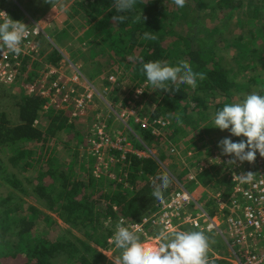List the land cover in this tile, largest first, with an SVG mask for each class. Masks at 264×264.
<instances>
[{"label": "trees", "instance_id": "16d2710c", "mask_svg": "<svg viewBox=\"0 0 264 264\" xmlns=\"http://www.w3.org/2000/svg\"><path fill=\"white\" fill-rule=\"evenodd\" d=\"M248 1L185 0V6L177 8L174 0H137L131 12L123 13L128 18L122 23L113 19L120 15L113 7L114 0L72 2L58 23L68 28L76 21L83 62L102 80L116 79L119 86L122 83L128 90L122 105L114 110L136 112L128 120L144 144L158 150V156L149 155L148 149H152H145L134 136L129 139L125 132L114 134L112 119L122 123L112 113L107 115L100 109L88 113V103L83 108L84 115L76 118L71 116L75 111L71 104L66 110L50 106V101L42 98L40 90L34 87V75L46 65H58L60 55L49 52L46 65L39 64L36 68L33 62L24 86H32L34 92H22L5 100L8 96L0 91V153H9L6 162L21 170L22 177L29 169L39 168L36 184L31 182L29 191L15 174L4 171V163L0 161V187L13 189L0 195V264H112L105 252L114 245L110 241L116 223L123 218L128 224H139L158 211L160 203L152 198V181L159 175L170 177L164 200L176 194L179 185L188 190L193 184L215 192V196L226 197L230 185L224 176L217 175L214 157L224 159V155H220L211 134V120L218 109L230 104L235 91H240L228 63L234 60L241 69H254L256 55L264 51V0H251L255 2L253 10L247 7ZM21 5L33 15H41L46 8L45 0H23ZM140 12L144 23L135 21ZM145 32H151L155 39L146 40ZM259 40L262 45L257 44ZM35 43L44 45L40 37ZM29 61L25 58L22 62V71L29 68ZM148 61L170 66L186 63L194 72L204 73L205 78L197 80L195 89L184 85L178 92L171 88L169 92L154 91L141 71L142 64ZM86 72L88 76L89 70ZM140 86L144 90L138 96L136 90ZM73 88L83 92L75 85ZM66 101L70 102L68 98ZM117 101L111 99L113 105ZM91 114H96V119H90ZM177 116L181 124L175 122ZM136 117L149 123L156 120L171 123L168 127L171 132L165 140L161 136L154 138L150 130L141 129ZM68 123L75 133L71 131L73 142L64 149H72L71 144L78 149L71 154L73 163L57 159L56 147L59 141H64V133H69ZM97 126L111 140L124 139L122 149L104 147L99 154L84 150L94 139L93 129ZM79 149L83 152L79 153ZM135 151L146 155L138 156ZM80 156L83 165L78 167ZM167 157L173 158L165 171L161 164L168 161ZM100 170L108 175L104 177L98 173ZM189 174L196 176L193 181L188 180ZM22 195L33 198L40 208L27 205ZM206 204L213 207L208 208L211 214L208 209L207 212L214 215V210L217 212L214 200ZM153 233L156 238L158 231ZM206 236L216 241L212 234ZM218 253L214 257L208 252L209 264H230L223 253Z\"/></svg>", "mask_w": 264, "mask_h": 264}, {"label": "rangeland", "instance_id": "374dc122", "mask_svg": "<svg viewBox=\"0 0 264 264\" xmlns=\"http://www.w3.org/2000/svg\"><path fill=\"white\" fill-rule=\"evenodd\" d=\"M40 1H42V0H40ZM73 1L74 0H55V2L53 4L46 3V8H45L44 13H42L41 15H33V14L28 13V11H25V9L22 7L21 3L23 2V0H21L19 2H18V0H0V11L5 12L13 20H16V21L18 20V21L23 22L28 27H32V25H36L39 28H41L43 30V33H44V36L40 37L43 40L44 45L38 46L39 47L38 54L34 58L28 59V60H30L28 62L29 68H27L26 71H22L21 68L17 69V71H13V73L14 72L15 73L12 74L10 77H6L3 80H1L0 81V87H1L0 91L4 95L8 96V98L4 97L5 100L10 99L11 97L18 96L22 92L31 94V90L29 89V87L24 86V81L26 80L28 73H29V70L31 69V64L34 62L35 68L39 64L40 65H46L45 62L47 60V55L49 54V52L55 51L60 55L59 64L56 66L46 65L44 67V69L42 68L41 70H36V74L34 75V77L36 78V82H35L34 87H37L38 90H41L43 88V86L52 84L54 82V80H57L56 76L59 77L60 75H61L60 79L65 82L70 77H73L74 75H76L75 74L76 72H78L82 76V77H80L81 78L80 81L85 82V84H82L81 86L84 88L95 89V93H96L94 95L91 94V100L89 102L90 106L88 108V111H86V112H88V113L94 112L95 113V112H97L98 109H100V110L104 111L105 114L112 113L114 115V111H115L114 108H116V107L118 108L119 106L122 105L123 100L125 99L126 95L128 94V90L125 89V87L123 86L122 83H120V86H119V82H117L116 79H114V80L111 79L108 81L102 80L98 76V74H95L94 72H92V70H90L89 64H85L83 62L84 58H83L82 52H84V51L80 50L81 53H79V49L81 47V44L78 43V38L76 35V32L79 34V30H75L76 27L74 26V25H76V21H74L72 23V26L68 27V28H66V25L61 26L58 23V22H61L60 20H62L65 17V15L68 11V8L71 6ZM254 5H255L254 1L252 2L251 0H249L247 2V7L249 8V10H253ZM239 14L241 15V13H239ZM233 25H234V23L232 24V26ZM57 26H59V27L57 28ZM53 35H58V38H57L58 40L55 39L54 38L55 36H53ZM240 37L243 40V37L242 36H240ZM257 44L262 45V42L259 40ZM44 51H46L45 54H43ZM232 52L233 51L230 50L231 55H232ZM85 56H87V54ZM256 59H258V60H257V64L255 65L254 69H241L239 66V62L234 61V60H232L231 63H228V68L230 69V74L235 79V81L237 82V84L240 88L239 92L235 91L236 95H233V97L230 101V104L241 102L245 98V96L248 94L257 93V94L264 95V51L258 52V54L256 55ZM243 63H245V62H243ZM91 68H93V67H91ZM87 70H89V73H90L89 75L92 76V79L89 77V75L88 76L86 75ZM54 73H56V74H54ZM60 73H62V74H60ZM116 88H120V90L118 89V91H117ZM143 90H144V86H140L136 90L137 95L140 96L141 92ZM83 94L84 93L77 94L75 96V98H80V96ZM66 98L69 99V97H67L66 95L64 97L62 96L61 97L62 100H60V101L55 100L51 106H57V109H59V110H66L70 104L71 105L74 104V103H72V101L67 102ZM112 98L118 99V101H117V103H115V105H113L111 103ZM134 99L136 101V98H134ZM73 100H75V99H73ZM221 101H224V99H221ZM130 105L131 106L134 105V102L131 103ZM83 113H84L83 109L78 110V111L76 110L71 114V116L79 118V117H82L84 115ZM134 114H136V112H134ZM96 117H97L96 114L90 115V119H92V120L96 119ZM166 120H169L171 122V119H169V118ZM88 121H90V120H88ZM81 122H82V119H81ZM125 122H126L125 124L121 125L118 122H116V119L113 118L112 119V128H111V130L114 131L113 133L114 134H124V132H125L127 135L126 138H129V139H132L131 137L134 136L135 139L141 143V146H143L145 149H148V147L151 148L152 150L150 152L153 154V156L155 155V157H157L158 156V150H156L155 147H153V146L150 147V146L144 144L143 139L140 138L135 133V129L132 125L133 123H131V120H126ZM121 123H123V122H121ZM116 124H118V126ZM170 124H169V126H170ZM69 126L71 127L68 131L69 133H64V135H63L64 141H62V140L59 141L58 146L56 147L58 150L57 159H63V163H65V161L67 163H71V162L73 163L74 161L71 158L73 155H71V154H72L73 150L76 152L78 150V149L77 150L74 149L73 144H71L72 149H64V146H66L68 143L70 144L73 142L72 137H73V134L75 133V129H72L73 125H71V123H70ZM80 126H83V125L80 124ZM80 126H79V128H80ZM170 129L168 128L167 131L163 132L161 134V138H163V139L167 138V134L171 132ZM71 131L73 132V134H71ZM93 131H94V129H93ZM211 134L213 135L215 142L218 144L224 138L230 137L229 131H227V130L221 131V130L214 128V127L212 128ZM87 138H88V136H87ZM154 138H157V137H154ZM230 138L233 140V142H238L240 139H246L244 137H234V136H231ZM89 139L91 140L92 137H90ZM182 146H183V150H186V147L183 144H182ZM84 150H87L88 153L90 151L86 147H84ZM218 150H219L220 155H224L222 153V150L220 147H218ZM148 151H149V149H148ZM68 152H69V154L67 155ZM78 152L82 153L83 149L82 150L79 149ZM8 154L9 153L4 152V151L0 153V161L4 163L3 164V167H4L3 169H5L4 171H7V173L15 174L16 178L23 184V186L27 190L29 189V191H30V186H33L31 182H33L34 185L36 184L35 179L38 176V169L39 168L29 169L27 172H25L23 174L24 177H22V176H20L21 170L13 168L12 165H10L8 162H6ZM167 154H168V151H167ZM167 158H168V161H164L161 164V167L165 171H168L167 168L170 166L169 163L171 162L170 160L173 157L172 158L167 157ZM214 158H216V160L218 161L217 157H214ZM1 162H0V165H1ZM174 162H175V165H177L179 167L177 160ZM77 163H78L77 164L78 167L83 165V157L82 156H80L78 158ZM218 163H219V161H218ZM99 164L102 165V162H99ZM85 165L89 166V164H87V163ZM203 165L205 166V164H203ZM203 165L200 168H203ZM219 165L222 168L224 163L223 162L219 163ZM219 165L217 166L218 170H220ZM85 169H87V168H85ZM200 172L201 171H199V173ZM98 173H100L104 177H106V175H108L107 171L100 170V171H98ZM217 175L219 177V172ZM28 180L30 181V184L28 183L29 182ZM198 188L199 187L197 186V184H193L192 186H189V188H188V191L193 196L195 202L198 205H201L206 210L208 208H213L211 205L208 206L206 203H208L211 199L212 200L215 199V195H214L215 192L213 193V192L206 190V192L202 195V198H201L202 192ZM12 190L13 189L9 188L8 186L0 187V195H6L7 193H9ZM21 198L24 200V202L27 205H33L35 207L37 206L40 208V205L33 198H30L26 195H22ZM205 206H207V208H205ZM208 212L210 213L209 209H208ZM214 213L216 214L215 210H214ZM196 214H198L196 211L188 210L183 215H184V217L187 215L189 217H194ZM154 230H156V232L158 231V233L161 232L160 228L159 229L158 228H152V229L145 228L143 233L141 235H139L140 236V242L142 243V245H144L146 247H158V245L161 241L153 236ZM110 243H112V241H110ZM209 245H210L209 251H210V249L213 251H219L220 249L224 250V248H225L224 244L221 240H220V244H219L220 247H217L215 241L212 239H209ZM216 253H214V254H216ZM105 255L109 258V261L112 262V264H115V261L118 259L119 255H120V250H116L115 245H112L110 247L109 251L105 252Z\"/></svg>", "mask_w": 264, "mask_h": 264}, {"label": "built area", "instance_id": "2783aa9c", "mask_svg": "<svg viewBox=\"0 0 264 264\" xmlns=\"http://www.w3.org/2000/svg\"><path fill=\"white\" fill-rule=\"evenodd\" d=\"M29 33V36L21 44L22 53L19 56H15L6 48L0 46V81L14 74L13 71L20 69L25 58L31 59L38 54L39 47L36 45L35 39L44 36L43 30L36 25H32V27H29ZM75 74L65 82L60 79L61 75L56 76L57 80H54L52 84L43 86L38 94L47 101L49 100L51 105L57 100L56 97L66 95L74 103L75 111L83 109L90 102L91 94L96 93L95 89L82 87L81 85L85 82L80 81L81 74L78 72ZM74 85L82 90L84 89L82 92L84 94L80 98H75L81 92L79 89L75 90ZM27 87H29L31 93L34 92L32 86ZM114 115L119 121L123 122L122 124H125L129 117L136 116L133 111L128 109L115 110ZM136 122L141 129L150 130L151 135L157 138L169 127L168 122L163 120L149 123L145 119L136 117ZM93 136V140L96 141L92 140L88 144L91 153L99 154L104 147L122 149L121 142L124 139L116 137L115 140H111L105 136L103 129L98 126L94 128ZM124 150L125 152H133L131 149ZM135 153L138 156L146 155L145 152L135 151ZM170 153H174V150H171ZM148 154L153 155L150 151H148ZM217 158L219 163H224L221 168L216 160L220 167L219 176L225 177L230 185V190L225 198L216 195L213 199L217 208L214 216H211L206 209L198 205L191 193L179 185V191L165 199L164 204L158 206L156 213L143 218L139 224L125 222L123 226L130 229L135 226L138 229V235H141L145 228H160L161 232L170 234L188 226L195 231H202L205 234H212L220 238L228 250L227 261L230 264H264V157L257 153L253 162H244L239 166H229L227 164V161L231 158L229 156L224 155V159ZM249 172L253 174L252 179L241 182L240 176ZM195 177L194 174H189L188 180L193 181ZM188 210L196 211L198 214L194 217L188 215L184 217L183 214Z\"/></svg>", "mask_w": 264, "mask_h": 264}, {"label": "clouds", "instance_id": "9594fccd", "mask_svg": "<svg viewBox=\"0 0 264 264\" xmlns=\"http://www.w3.org/2000/svg\"><path fill=\"white\" fill-rule=\"evenodd\" d=\"M53 4L55 0H45ZM137 0H114L113 7L117 13L113 19L117 23L127 20L123 13L131 12ZM177 8L185 6V0H174ZM143 21L141 12L135 16V21ZM29 27L21 21L11 19L5 12L0 11V46L6 48L15 56L22 53V42L29 36ZM146 40H153L151 32H145ZM141 71L146 77L147 85L154 91L163 90L178 92L181 86L188 85L192 89L197 87V80L205 78L204 73L194 72L186 63H177L170 66L161 61H148L142 64ZM174 86V87H173ZM177 124L182 121L176 117ZM211 127L221 131L227 130L230 137H244L238 142H233L230 137L221 140L218 147L225 156L231 157L227 164L239 166L244 162H253L257 153L264 157V95L252 93L238 103L225 104L218 109L211 120ZM251 172L241 175V182L250 181ZM158 182V183H157ZM170 177L167 174L159 175L152 181V198L164 204V191L169 187ZM121 218L115 225L111 237L115 248L120 250V255L115 264H209L208 250L209 239L202 231H174L170 234L160 232L157 239L161 242L158 247H146L140 242L138 229L123 226Z\"/></svg>", "mask_w": 264, "mask_h": 264}, {"label": "crops", "instance_id": "0c3cea01", "mask_svg": "<svg viewBox=\"0 0 264 264\" xmlns=\"http://www.w3.org/2000/svg\"><path fill=\"white\" fill-rule=\"evenodd\" d=\"M17 21H18V20H17ZM198 189H200L201 192H202V194H201V198H202V195L206 192V189H205V188L203 189V188H201V187H199ZM200 204H201V203H200ZM200 206H201V205H200ZM201 207H202V206H201ZM210 214H211V213H210ZM214 215H215V214H214ZM214 215H212V216H214ZM184 228L187 229L188 231H189V229L192 230V228H190V227H188V226H186V227H184ZM180 230L184 231L183 229H180ZM187 230H186V231H187ZM219 239H220V238H217V237H216V241H215V239L212 238V240L215 241L217 247H220L219 244H220V240H221V239H220V240H219ZM221 241H222V240H221ZM157 243H158V242H157ZM223 244H224V243H223ZM155 245H156V244H155ZM224 247H225L224 250H221V249H220L219 251H213V250L210 249V251L208 250V252H211V253L213 254L214 257H218V256H219V255H217V254H219L218 252H221V253L224 254V258L227 260L229 254H228V250L226 249V246H225V245H224ZM216 252H217V253H216ZM214 253H216V254H214Z\"/></svg>", "mask_w": 264, "mask_h": 264}, {"label": "flooded vegetation", "instance_id": "af4514ba", "mask_svg": "<svg viewBox=\"0 0 264 264\" xmlns=\"http://www.w3.org/2000/svg\"><path fill=\"white\" fill-rule=\"evenodd\" d=\"M205 234V233H204ZM206 235V234H205ZM214 236V235H213ZM214 237H216V236H214Z\"/></svg>", "mask_w": 264, "mask_h": 264}]
</instances>
